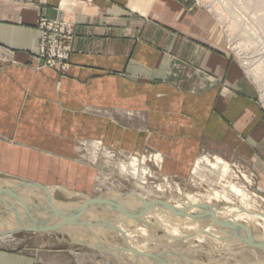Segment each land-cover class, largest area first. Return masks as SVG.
<instances>
[{
    "label": "crops",
    "instance_id": "crops-1",
    "mask_svg": "<svg viewBox=\"0 0 264 264\" xmlns=\"http://www.w3.org/2000/svg\"><path fill=\"white\" fill-rule=\"evenodd\" d=\"M41 17L75 24L65 72L39 61ZM84 146L157 153L161 174L184 179L218 155L248 166L264 193V108L208 11L184 0H0V168L68 165ZM4 201L13 225L16 205ZM75 263L0 244V264Z\"/></svg>",
    "mask_w": 264,
    "mask_h": 264
},
{
    "label": "bare ground",
    "instance_id": "bare-ground-1",
    "mask_svg": "<svg viewBox=\"0 0 264 264\" xmlns=\"http://www.w3.org/2000/svg\"><path fill=\"white\" fill-rule=\"evenodd\" d=\"M206 1L210 2V0ZM214 1H216V4L212 0V2L208 3V6H213V10H211L221 19L228 18V31L229 35H232L238 29V26L242 25L241 22L235 16H232L235 19L230 22V17H228L229 10L224 2L221 0ZM263 1L257 0V2ZM261 22V26L264 29V19ZM243 28L246 36L242 37L243 40L238 42L236 47L246 51L249 46L251 47L250 38L248 37H252L253 40L256 39L251 30ZM257 42H259L258 39ZM262 44L260 42V45ZM244 62L247 64V71L253 78L263 77L262 62L259 63L250 57H244ZM108 153L106 151V154ZM147 157L145 154L141 158L133 156L131 163L124 167L126 171L135 176V178L137 177L140 183L143 184H146L145 175L148 170L145 165L141 167L139 165ZM150 158L159 163L161 156L156 153L155 156H150ZM206 166H209V169ZM204 169L209 170L210 174L215 177L224 178L227 174L229 176L234 175L230 163L222 157H217L215 162H213L209 156H201L193 167L194 174L203 178L205 177ZM216 180V178L212 177L205 181L215 184ZM12 182L14 181L0 180V201L5 200L7 207L13 204L16 205L12 207L13 211L10 210L11 213L18 210L21 218L29 221H37L40 218L47 217L49 211L39 212L38 210L40 209L38 207L41 205L38 203L36 205V202H32L34 196L43 204L52 203L57 208L69 209L74 212L72 218L79 224L80 228L54 216L50 219L49 224H58L59 228L52 230L75 231L73 234L76 235L78 238L76 240L79 243L98 250L103 253V256L106 254V257L109 256L111 259H115L118 264H202L201 262L198 263L199 261L196 259L184 255L187 253V248L183 252L184 254L178 252V248L175 251L174 246V249L171 247L172 250L163 249L164 251H159L158 247L161 244V240H168L174 243L182 242L183 244L181 245L186 243V245H189L188 247H195L197 242H199V245L201 242H207L210 244L212 251L218 253L224 251V253L228 254L227 257L224 256L225 259L213 258L206 264H264V214L252 204L251 192L249 193L241 185L232 181H228V185H225L223 191L216 190V197L213 198L225 200V202L223 201L225 204L220 206L212 203L211 199L206 202L197 195L189 193L180 201L172 202V199L167 201L152 199L151 196L150 198L146 194L138 193L134 190V192L129 193L115 190L102 193L97 197V200H87L88 204L86 202L76 204L78 202L74 201L57 204L49 196H45L37 189L25 188L23 185ZM38 187L46 195L50 194L49 189ZM233 196L237 197L238 202L233 200ZM23 208L29 211L30 217L23 215L25 213L22 210ZM13 219H15V216L10 218V220ZM13 221L14 224L10 225L11 231H0V239L11 235L16 226L23 223L20 218ZM106 222L110 224L104 226L103 224ZM108 235L116 236L120 241L114 242L111 240L112 237L111 239H109L110 237L108 238ZM165 245L166 247L168 246L167 244ZM199 248L202 247L199 246ZM236 250L237 253L248 251L252 259L251 257L249 259V256H243L245 259H238L232 256L236 253ZM192 253L196 252L192 251ZM230 260L234 261L230 262Z\"/></svg>",
    "mask_w": 264,
    "mask_h": 264
},
{
    "label": "rangeland",
    "instance_id": "rangeland-1",
    "mask_svg": "<svg viewBox=\"0 0 264 264\" xmlns=\"http://www.w3.org/2000/svg\"><path fill=\"white\" fill-rule=\"evenodd\" d=\"M184 1L191 3L193 7L195 6L198 8L205 9L210 13L211 18L217 23L220 30L223 31L226 35L227 47L231 52L232 56L242 64L248 76L254 82L257 88L259 102L264 108V29L261 26V21L264 19V1L257 2V0H221L222 2H224V4L227 6V9L229 10V21L231 22L236 18L242 24L238 26V29L232 35H229L228 31V18L225 17L224 19H221V17H219L217 14H215L214 11H212L213 6H208V3L212 2V0H210V2L206 0ZM213 3L216 4V1L213 0ZM232 16H235V18L233 19ZM242 26L246 29L251 30V32L254 33L253 35L256 39L253 40L252 37H248L250 38L249 40L251 43V47L249 46L246 51L236 47L237 43L243 40V36H246L244 35L246 32H243L244 28ZM257 39L259 40V42H257ZM260 42L263 44L260 45ZM244 57H250L251 59L258 61L259 63L262 62L263 77L253 78V76L246 69L247 64L246 62H244ZM106 151L109 152V155L106 154ZM133 156L141 158L143 154H133L121 150H111L104 147L95 148L93 146H84L77 151L74 158L68 165H57L53 167H48L47 164H42L44 161H40L41 163H38V167H35L33 171L30 170L29 167L25 170H21L18 167L16 169L13 167L6 166V168H0V180L14 181L12 183L23 185V187L25 188L37 189L42 192L45 196H49L51 200L57 204L68 201L78 202L76 204H82L85 202L86 204H88L89 200H97V197H99L100 194L115 190L125 193L135 191L138 193H144L148 197L151 196L152 199H157L161 201H167L172 199V202L180 201L187 193H189L192 195H197L206 202L211 199V202L215 203L217 206L225 204L223 203V201L225 202V200L213 198L216 197V190L223 191L225 185H228V181H232L238 185H241L243 188L248 190L249 193L251 192L250 195L252 196L253 200L252 204L264 214V193L259 187L257 175L248 166L242 165L236 162L235 160H226L230 163V166L234 172L233 176H229L227 174L224 178L215 177L214 175L212 176L210 174L209 170L204 169L205 177L201 178L197 176L192 170L190 176L184 179L178 177L165 176L161 174L158 162L155 161L153 158H150L149 155H147L149 159L147 157V159L142 163L143 165H139L140 167L145 165L148 170V173L145 175L146 184H143L140 183L137 177L135 178V176H133L131 173L124 169L125 166L131 163ZM209 157L213 162H215L216 158L220 156L216 155L215 157ZM206 168L209 169V166H206ZM32 176L35 178H33ZM212 177L214 179H217L215 184H210V182L207 183V181H205ZM37 178L41 181H38ZM38 186L42 188L46 187L45 189H49L50 194L46 195L44 191L40 190L41 188H39ZM32 200V202H36V205L37 203L41 205H38V208L40 210H37L42 213L46 211H51L54 207L52 203H41L39 199L35 198V196ZM233 200L238 202L237 197L233 196ZM22 210L25 212L23 213V215L30 216L29 211L26 208H23ZM31 214L33 215L32 212ZM2 217H7V211L5 212L4 208L0 206V229H2L1 231H8L12 229L9 224H6L1 220ZM60 230L42 232L19 230L13 233L11 232V235H9L13 237L12 241L2 242L0 240V244L10 247L22 244L23 248L27 250L32 249L39 251L49 250L67 252L68 254H70L72 259L76 261L75 264H118L115 259H111L109 256V258L106 257V254H104L105 256H103V253L99 252L98 250L91 248L85 244L79 243L77 241L78 238L76 237V235L73 234L75 231L64 232ZM108 238L113 240L114 242L120 241V239L116 236L113 237L112 235H108ZM165 244H167L168 246L166 247ZM179 244L180 246H178ZM181 244L183 243H174L168 240H161V247L159 246L158 250H172L171 247L174 246L175 251L178 248L177 251L184 254L183 252L187 248V253H185L184 255L192 257L199 261L198 263L201 262L202 264L209 263L210 259L213 258H220L222 260L228 256V254L224 253V251L222 253L212 251L210 244H208L207 242H201L200 245L199 242H197L195 247L190 246L192 248L194 247L193 249L188 247L189 245H186V243L184 245ZM199 246L202 248H199ZM179 250H181L182 252ZM192 251L196 253H192ZM238 252H240V250H238ZM242 252L237 253L236 250V253L232 256H235L238 259H245V257L243 256H249L250 259L251 256L248 251ZM229 256H231V254H229ZM233 261L234 260H230V262Z\"/></svg>",
    "mask_w": 264,
    "mask_h": 264
},
{
    "label": "built area",
    "instance_id": "built-area-1",
    "mask_svg": "<svg viewBox=\"0 0 264 264\" xmlns=\"http://www.w3.org/2000/svg\"><path fill=\"white\" fill-rule=\"evenodd\" d=\"M39 61L43 66L67 71L70 65L72 43L75 38V24L59 18L41 17Z\"/></svg>",
    "mask_w": 264,
    "mask_h": 264
},
{
    "label": "water",
    "instance_id": "water-1",
    "mask_svg": "<svg viewBox=\"0 0 264 264\" xmlns=\"http://www.w3.org/2000/svg\"><path fill=\"white\" fill-rule=\"evenodd\" d=\"M0 206L3 207L2 203H0ZM73 213L74 212H71L69 209L57 208L56 206H54L52 210L48 212L47 217L40 218L37 221H31V220L29 221L24 218L22 219L20 214L17 212L16 215H18V217L20 218V220H22L23 223L18 224L16 226V229H14L12 233L15 231H19V230L42 232V231H49L52 229H57L59 228L58 224H49L50 219H52V217L54 216H57L58 219H61L62 221H65L66 223L70 225L72 224L80 228L79 224H77L72 218ZM107 224L109 225L110 223L106 222L103 225L105 226Z\"/></svg>",
    "mask_w": 264,
    "mask_h": 264
}]
</instances>
